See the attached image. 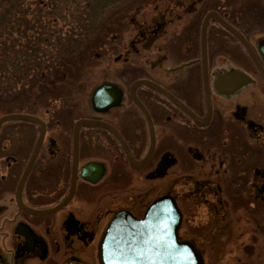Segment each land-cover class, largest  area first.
<instances>
[{
	"label": "flooded vegetation",
	"instance_id": "flooded-vegetation-1",
	"mask_svg": "<svg viewBox=\"0 0 264 264\" xmlns=\"http://www.w3.org/2000/svg\"><path fill=\"white\" fill-rule=\"evenodd\" d=\"M260 9L261 12L258 7H243L236 3L232 8L220 4L208 12L218 13L243 36L264 70L261 53L262 50L264 53V46L260 49L259 44L264 40V34H255L264 27V8ZM205 16L183 24V28L178 29L179 33L171 36L170 43L184 59L179 65L161 68L160 77L153 74L138 79L157 84L187 110L155 89L146 87L150 90L148 102L138 92L142 87L136 90L155 136L150 158L141 167L139 165L150 151L151 138L150 123L130 98V88L138 80L130 85L127 94L123 91L120 107L97 113L90 102L86 104V112L73 120L69 128L62 115H56V129H53L50 119L36 116L46 124V133L23 184L22 178L40 135L39 128L35 125L37 136L31 141L24 138L19 148L13 145L12 133L7 131L2 137L3 126L0 128V264H100L99 245L112 218L120 211H127L140 219L150 204H147L150 196L156 195L157 180L166 179L170 169L178 163L171 142V138L176 137L175 133L183 138H198L197 145L186 152L187 159L195 161L193 165L191 163L192 168L181 163L180 178L173 182L168 177L167 190L163 194L173 197L180 208L183 218L181 229L188 219L183 205L185 201L206 209L215 218L226 217L227 214L234 217L253 210L258 212L263 208L264 200H257L260 205L255 204L252 187L253 172L257 173L256 176L261 175L259 170H264V164L260 168L250 166L247 150L250 151L254 137L257 140L264 138L261 130V126L264 127V110L258 103L264 99H252V112L245 103L237 101L240 94L252 89L264 96V81L242 43L214 20L207 25V69H204L202 27ZM166 26L158 23L153 34L158 37L162 33L160 36H163ZM226 37L243 52L248 68L234 61L229 66L233 64L235 68L230 66L225 70L215 66L216 53L211 40ZM239 72L247 76L246 87L239 95L217 90L216 81L239 78ZM206 84L210 102L206 98ZM131 111L133 115L129 114ZM256 112L259 124L249 118V114L255 115ZM81 120L106 124L114 132L100 126H82L76 143L75 125ZM227 125L233 131L226 135L223 128ZM237 134L244 140L239 150L231 146ZM219 136L224 137L223 143L230 144L229 150L215 147L208 154L209 145ZM260 150L263 151L264 147ZM209 156L217 160L213 164L214 172L208 177L193 178L202 169L196 162H205ZM220 156H224L223 162L219 161ZM144 180L153 184L148 191L141 192L140 185ZM260 186L264 192V182ZM185 236L182 239H188Z\"/></svg>",
	"mask_w": 264,
	"mask_h": 264
},
{
	"label": "rangeland",
	"instance_id": "rangeland-1",
	"mask_svg": "<svg viewBox=\"0 0 264 264\" xmlns=\"http://www.w3.org/2000/svg\"><path fill=\"white\" fill-rule=\"evenodd\" d=\"M48 2V0H38ZM79 3L88 4L85 18L88 24L82 23L81 30L91 28L94 33L90 35V43H86L85 49L78 51V59L75 61L76 68L72 72L66 70L63 76L56 77V92H42L35 94L29 91L30 84L24 87V81L15 79L18 74L8 65L5 73L0 72V118L13 113L30 114L43 117L53 121V129H56V115H62L66 127L79 115L86 112V104L91 102L92 94L99 85L103 83L117 84L125 94L128 93L130 85L138 79L148 78L153 74L160 77L161 68L165 66L174 67L184 59L178 49L170 43L171 36L183 24L191 20L202 19L209 10L215 9L220 4L232 8L236 3L243 7H258L260 12L264 8V0H76ZM4 9V0H0V14ZM82 9V8H81ZM96 18L94 20V17ZM93 21L91 22V20ZM120 20V21H119ZM158 23L167 24L163 36L156 37L153 29ZM82 31V32H83ZM85 33V32H84ZM256 35L264 34V27ZM89 39H85V41ZM213 52H215V66L227 70L235 64L248 68V60L236 43L230 38L211 40ZM91 45V46H90ZM235 68V67H234ZM232 69V68H231ZM15 78H14V76ZM28 82L27 80H25ZM24 87V88H23ZM141 97L148 102L150 90L146 87L139 89ZM239 95L237 102L245 103L252 112V99H264L256 89L243 92ZM51 96V97H49ZM126 95V99H127ZM51 99V100H49ZM55 99L56 101L52 100ZM128 102V101H127ZM264 110V102H258ZM133 115V112H129ZM134 114L138 112L134 111ZM254 122L258 118L249 114ZM259 124V123H258ZM239 125V123H237ZM232 127L227 125L223 129L227 135L232 132ZM37 127L26 122H8L1 128L2 137L9 131L13 136L14 147H22L21 144L27 137L28 141L37 136ZM239 132V128H236ZM264 131V127L261 126ZM171 138L173 154L178 163L170 169L168 177L175 182L180 178L183 166L192 168L195 161L187 159L186 152L198 143L197 137L183 138L181 134L175 133ZM228 137V136H227ZM252 145L249 146V158L247 163L252 167L260 168L264 164V138L254 137ZM224 137H216L206 150L208 154L214 148L229 150L230 144L224 142ZM187 141L188 145H185ZM243 139L237 134L234 145L238 150L243 147ZM186 143V144H187ZM187 146V147H186ZM190 146V147H189ZM257 148V149H256ZM216 150V149H215ZM205 151V152H206ZM216 152H219L216 150ZM220 153V152H219ZM205 162H199L198 167L202 169L193 178L208 177L212 174L217 160L209 156ZM219 161H224L220 156ZM192 163V165H191ZM206 163V165H202ZM195 164V163H194ZM256 176L253 172V200L260 205L264 200V192L260 184L264 182V170ZM196 176V177H195ZM166 179L157 180L155 183L156 195L150 196L147 204L162 196L167 190ZM192 178V177H191ZM153 183L141 181V192L148 191ZM181 193V188L178 187ZM257 200H259L257 202ZM254 203V202H253ZM186 207L188 219L186 225L180 230L181 238L193 239L201 247L205 258V264H264V203L258 212L253 210L249 213H238L234 217H214L206 209L197 207L196 204L183 202Z\"/></svg>",
	"mask_w": 264,
	"mask_h": 264
},
{
	"label": "water",
	"instance_id": "water-1",
	"mask_svg": "<svg viewBox=\"0 0 264 264\" xmlns=\"http://www.w3.org/2000/svg\"><path fill=\"white\" fill-rule=\"evenodd\" d=\"M214 20L226 28L230 33L246 48L253 58L256 66L261 72L264 81V70L252 51L250 45L234 28L228 25L215 11H210L204 18L202 27V61L204 69H207L206 51V30L208 23ZM264 46V40L260 43ZM262 46V47H263ZM261 51V50H260ZM263 61L264 53L261 51ZM207 73V71H205ZM239 78L233 80L216 81L217 90L220 93H239L246 87V75L239 72ZM244 78V79H243ZM230 81V82H229ZM140 87H147L159 91L166 98L184 108L178 100L162 89L157 84L149 80H138L130 88V98L143 111L148 122L150 118L145 108L140 103L136 90ZM206 98L210 102L209 86L206 84ZM123 100V90L113 83H103L95 88L91 103L97 113H105L110 109L120 107ZM194 120L197 121L196 118ZM8 122H26L38 126L40 135L35 147L34 154L27 170L22 178V184L26 180L31 170L36 156L38 155L46 133V124L38 117L30 114L13 113L0 118V128ZM100 126L114 132L112 128L103 123H96L87 120L78 121L75 125V142L77 143L78 131L82 126ZM151 147L148 156L142 164H145L155 145V136L150 123ZM132 165L137 167L136 163ZM138 167V168H139ZM74 186V185H73ZM74 189V187H73ZM72 189V191H73ZM71 196V195H70ZM182 213L178 208L175 199L168 195H163L151 202L145 209L143 216L137 219L127 211L118 212L110 221L98 249V260L100 264H205L204 256L197 243L193 240H182L179 231L182 226Z\"/></svg>",
	"mask_w": 264,
	"mask_h": 264
},
{
	"label": "trees",
	"instance_id": "trees-1",
	"mask_svg": "<svg viewBox=\"0 0 264 264\" xmlns=\"http://www.w3.org/2000/svg\"><path fill=\"white\" fill-rule=\"evenodd\" d=\"M87 7L76 0H4L0 72L5 73L9 65L14 75L18 74L16 78L13 75L15 79L24 81V87L30 84L29 91L55 93L56 77L66 70L72 72L78 51L92 43L88 34L93 35V25L81 30L85 27L82 23L90 22L85 18Z\"/></svg>",
	"mask_w": 264,
	"mask_h": 264
}]
</instances>
